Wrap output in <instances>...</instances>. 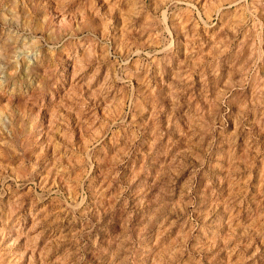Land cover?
<instances>
[{
    "label": "rangeland",
    "instance_id": "rangeland-1",
    "mask_svg": "<svg viewBox=\"0 0 264 264\" xmlns=\"http://www.w3.org/2000/svg\"><path fill=\"white\" fill-rule=\"evenodd\" d=\"M0 264H264V0H0Z\"/></svg>",
    "mask_w": 264,
    "mask_h": 264
}]
</instances>
